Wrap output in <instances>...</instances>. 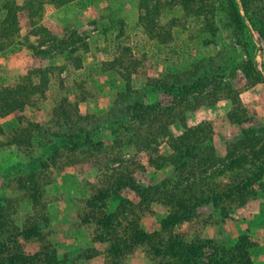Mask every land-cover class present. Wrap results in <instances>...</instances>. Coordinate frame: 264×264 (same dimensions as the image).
<instances>
[{
	"label": "rangeland",
	"instance_id": "1",
	"mask_svg": "<svg viewBox=\"0 0 264 264\" xmlns=\"http://www.w3.org/2000/svg\"><path fill=\"white\" fill-rule=\"evenodd\" d=\"M152 1L153 20L145 22L139 20L145 10L138 0H0V26L7 3L17 6L18 29L11 44L0 40V93L10 96L20 85L31 90L22 108H0V264H113L116 255L120 264H166L154 248L160 249L168 234L213 240L226 249L246 238L249 262L264 264V168L257 169L260 160L244 147L249 141L243 136L244 128L264 126V0H235L243 17L247 9L254 13L263 37L246 19L250 35L236 33L225 0ZM30 4L36 29L48 31L56 47H37L24 9ZM246 62L262 71L259 79L247 81L241 72ZM35 70L46 71L44 85ZM220 81L237 92L249 122L230 120L231 102L225 92H215ZM184 85L205 95L156 119L140 123L134 118L133 105H169V89ZM62 98L69 104L64 106ZM63 109L72 122L62 119ZM183 122L189 128L211 124L213 167L202 168L200 155L196 163L172 172L163 161L174 151L161 134L157 144L141 146L156 126L180 136ZM78 127L92 135L94 148L73 152L60 147L51 161L48 143ZM32 135L48 145L41 148ZM252 143L264 160V136ZM231 153L244 156L241 166L221 172ZM31 161L41 173L34 190L24 167ZM119 178L151 191L160 187L158 202L129 207H137L140 199L129 188H119ZM114 190L128 203L122 212H117L119 202L103 206L96 198ZM209 197L221 198L220 206L206 204ZM180 199L191 203L195 216L163 230L161 222ZM113 214L110 224L116 230L107 235L99 220ZM132 222L148 240L126 239ZM227 257L217 264L237 263L235 254Z\"/></svg>",
	"mask_w": 264,
	"mask_h": 264
},
{
	"label": "trees",
	"instance_id": "2",
	"mask_svg": "<svg viewBox=\"0 0 264 264\" xmlns=\"http://www.w3.org/2000/svg\"><path fill=\"white\" fill-rule=\"evenodd\" d=\"M52 3H55L56 0H49ZM69 0H61V3L68 2ZM183 1L187 2V0H181L180 3ZM226 1V15L229 20V23L231 26H233L236 33L242 34L244 31H246L249 35V29L246 25L245 19L249 21L252 26L258 31L260 34V37H263V32L260 28H258V25L253 23V14H249L248 9L245 10V16L243 17L241 15V10L239 6L237 5L235 0H225ZM152 0H138V4L141 9H144L145 12L142 13L139 16L140 21L145 20H153L151 18L152 15H150V9L148 10V4L152 3ZM157 3V0H156ZM156 5V4H155ZM246 5V3H244ZM26 6V5H25ZM3 10H5V17L2 21V24L0 26V40L4 42L5 44H11L13 42V36L18 34L17 27V20L15 16V10L17 6H14L13 4L8 5L7 3L3 4ZM19 9V8H18ZM24 9H27L29 14V19L31 20L32 26L34 27L32 29V34L37 38L38 45L37 47L40 48L44 45H49V48L54 42V40L50 39L49 32L46 31L44 28L36 29V23L34 21V7L30 4L29 6L24 7ZM146 22V21H145ZM145 25V24H144ZM145 27H147L145 25ZM64 41H57V43H63ZM31 48H35L34 45L29 44ZM36 47V48H37ZM52 47H56V45L52 44ZM261 69L264 70V60L261 62ZM256 64L252 62H246L241 65V72L247 79V81H253L260 78L261 72ZM36 74H40L41 81L40 84L44 85L45 83V73L44 70H35ZM162 88V87H161ZM30 87L21 85L16 88V93H12L10 96L0 93V108L3 109H11V108H22L26 103L28 97L30 96L31 90H29ZM169 89V93L171 92V103L169 105L161 106L159 104H153V105H147L144 106L142 104L133 105L131 107L134 110V118L137 119L138 122L143 123L147 121L149 118H157L156 116L162 115L164 111H168L169 113L171 110L175 109L176 107H188L191 100H197L200 98V96H204L205 93L198 89L195 86L184 85L181 88H177L174 92ZM223 91L226 93V99H228L231 102L232 105V112L230 114V120L232 122H236L237 124L247 123L249 122V119L246 115V111L241 106L240 102L237 99V92L233 91L228 84V82H218L215 85V92ZM216 92V93H217ZM198 94V95H197ZM213 98V97H212ZM191 99V100H190ZM217 99V98H216ZM211 102L210 104L213 105L217 101ZM62 104L65 106L66 102L68 103V100L66 98H62ZM0 109V110H3ZM75 109V108H74ZM68 110V109H66ZM62 119H65L67 122H72L73 119L71 117V113L69 111H65V109L60 111ZM75 115H79V112L77 109L74 110ZM181 122V118H180ZM183 126V134L177 137H173L170 134H167V131L165 128H162L159 132L157 126L153 129V132L149 134L150 137H148L145 140H142L141 146H147V148H150L151 145L157 144L156 139L158 136L163 135L171 149L174 151L173 158L169 160H164L163 162H167L170 166L172 172L181 171L184 168H186L191 163H196V160L199 159L200 155H203L202 160V168L205 170L207 168H211L215 165V160L213 156V138H212V128L211 124L209 122H203L195 127H187L185 122L181 124ZM131 127V124L128 125V127ZM38 128V126L36 127ZM40 128V127H39ZM243 136L247 140L248 144L244 147H248L247 149L251 150V154L253 155L255 160H260L259 165L257 169L264 168V160L259 158V149L254 150V143L252 141L254 140H260L264 136V126L260 127H248L243 129ZM33 137V135H32ZM152 137V138H151ZM37 144L41 148H45L46 145H48V148L52 152L50 155V160L54 161V156L57 154L58 149L61 148H69L73 152L77 149H79L82 152H86V150H89L90 148H94L96 145L93 141L92 135L89 133H84L79 127L78 131L71 132L69 134H66L65 137H61L56 143L51 144L50 142L47 144V142L42 141V139L38 136L33 137ZM27 141V140H26ZM44 142V143H42ZM98 146H101V143H99ZM87 148V149H86ZM47 155V153H45ZM48 157V155H47ZM243 157V158H241ZM229 159L228 165H224L222 168H220V171L223 172L226 171V169H232L234 167H240L241 162L244 159V156L236 155L234 156L233 153H231L230 156L227 157ZM41 165H45V162L43 160L39 161ZM25 169L28 170V186L32 190L37 188V178L41 176V173L37 169V162L31 161L28 164H26ZM219 169V168H218ZM221 171V172H222ZM36 179V180H35ZM120 181V187L119 188H129L135 194L139 197L140 203L136 207V205L131 204L129 207H134L139 209V205L141 206H147L151 202H158L156 198H160V194L156 192L158 188H155L156 190L151 191V187H141L140 185L134 184L132 179H125V178H119ZM25 185V184H24ZM164 185V184H161ZM186 193V192H185ZM184 193V194H185ZM103 194L101 193V196ZM156 197V198H155ZM101 202H103V206L107 203H114L119 202L120 206L117 210V212H122L125 209L126 201L122 200L120 195L114 190V193L111 195L110 193H105L104 197L100 199ZM159 200V199H158ZM220 200L221 198L218 197H209L206 199V204H212L214 207L220 206ZM125 203V204H124ZM179 206L177 209H175V212H172L166 219H164L162 223L163 230L171 229L172 226L178 222H182L185 220L190 219L191 217L195 216L196 212L192 205L185 204L182 202V199L178 202ZM131 211L128 209V214H130ZM116 215H106L103 219H100L99 221L105 227L107 235L111 234L110 231L116 230V226H111V222L113 217ZM118 226V225H117ZM126 235V239L135 242V243H141L148 240V235L143 233L142 230L139 227V224L137 222H132L129 224V227H127L124 231ZM248 244L246 242V238L241 239V244L236 245L232 249H226L224 246H220L218 243H215L213 240L208 241H189L183 236L178 235H171L168 234L167 239L164 243H162L160 249L154 248V251H156V255H160L164 261H167L166 264H217V260H224V258H227V256L232 257V254H235V256H238L236 258L237 263L234 264H251L249 262L248 256ZM230 252H229V251ZM117 248H115L112 252H114V255H116ZM118 252V251H117ZM232 252V253H231ZM44 256V253H42ZM247 255V256H246ZM48 255L46 254L45 259H47ZM44 259V257H42ZM119 257L116 255L115 261L113 264H120ZM232 260V259H230ZM234 260V259H233ZM244 262V263H242ZM46 264H53L50 260L45 261Z\"/></svg>",
	"mask_w": 264,
	"mask_h": 264
}]
</instances>
